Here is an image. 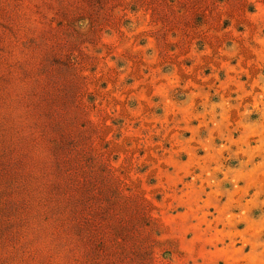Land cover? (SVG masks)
I'll return each mask as SVG.
<instances>
[{"label": "rangeland", "instance_id": "rangeland-1", "mask_svg": "<svg viewBox=\"0 0 264 264\" xmlns=\"http://www.w3.org/2000/svg\"><path fill=\"white\" fill-rule=\"evenodd\" d=\"M0 264H264V0H0Z\"/></svg>", "mask_w": 264, "mask_h": 264}]
</instances>
